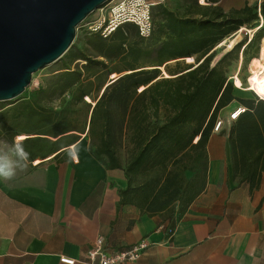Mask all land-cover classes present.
I'll use <instances>...</instances> for the list:
<instances>
[{
  "label": "trees",
  "instance_id": "trees-1",
  "mask_svg": "<svg viewBox=\"0 0 264 264\" xmlns=\"http://www.w3.org/2000/svg\"><path fill=\"white\" fill-rule=\"evenodd\" d=\"M155 1L148 39L132 24L108 38L85 32L50 82L2 107L0 134L29 136L23 143L30 161L86 134L93 157L109 171L124 172L127 187L119 191L118 209L133 206L173 234L207 190L208 144L232 103L246 108L228 134L233 179L251 192L261 185L264 100L235 96L228 74L240 53L247 58L254 49L251 60L258 58L264 1L232 13H225L223 0H181L182 11ZM242 28L256 32L213 65L216 47ZM190 58L194 63L186 64Z\"/></svg>",
  "mask_w": 264,
  "mask_h": 264
},
{
  "label": "crops",
  "instance_id": "crops-1",
  "mask_svg": "<svg viewBox=\"0 0 264 264\" xmlns=\"http://www.w3.org/2000/svg\"><path fill=\"white\" fill-rule=\"evenodd\" d=\"M10 136L0 134V144H10ZM75 147L79 162L68 163L67 150ZM208 156L207 190L173 234L133 206L118 209L124 172L105 169L86 134L46 159L29 160L13 179L0 180V264L79 262L99 237L112 252L147 243L138 259L123 264H264V175L253 192L233 179L225 134L213 133Z\"/></svg>",
  "mask_w": 264,
  "mask_h": 264
},
{
  "label": "water",
  "instance_id": "water-1",
  "mask_svg": "<svg viewBox=\"0 0 264 264\" xmlns=\"http://www.w3.org/2000/svg\"><path fill=\"white\" fill-rule=\"evenodd\" d=\"M113 0H0V103L16 101L33 75L59 62L78 28Z\"/></svg>",
  "mask_w": 264,
  "mask_h": 264
},
{
  "label": "built area",
  "instance_id": "built-area-1",
  "mask_svg": "<svg viewBox=\"0 0 264 264\" xmlns=\"http://www.w3.org/2000/svg\"><path fill=\"white\" fill-rule=\"evenodd\" d=\"M155 0H113L110 4L97 9L82 25L84 32L99 34L108 38L117 29L126 24L135 25L142 38L148 39L153 33V8ZM256 97L262 99L255 90H252ZM246 112V108L238 106L229 115V121H236L239 116ZM223 125L218 121L215 132H218ZM147 248V243H141L130 249L112 252L104 237H99L94 247L87 252L82 260L61 257L63 264H123L127 261H134L140 257Z\"/></svg>",
  "mask_w": 264,
  "mask_h": 264
},
{
  "label": "rangeland",
  "instance_id": "rangeland-1",
  "mask_svg": "<svg viewBox=\"0 0 264 264\" xmlns=\"http://www.w3.org/2000/svg\"><path fill=\"white\" fill-rule=\"evenodd\" d=\"M264 0H223L221 3V6L223 8V10L225 11V13H232L233 11L239 10L241 8L244 7V5L248 4L250 6H255L258 5L260 6L262 4ZM165 2L168 3V5L174 9V10H179L182 11V1L181 0H166ZM200 4H205V0H199ZM259 25L262 26L264 25V21H260ZM256 32V28L254 29H248V28H242L240 29L237 33L233 34L231 37L227 38L225 41H223L220 45H218L216 47V57L215 60L213 62V65H215L225 54H227L228 52H230L234 46L238 43H240L241 41L244 40H250L253 35ZM85 32L84 30L81 28V26L78 28L77 30V35H76V39L74 42L75 46H81L82 45V38L84 36ZM226 41H234V46L233 48H229V43H225ZM262 44L263 41L261 43V48H260V52L258 54V58L261 56V50H262ZM253 55H256L255 50L252 49L247 58H244V56L242 55V53H240V57L238 60H236L235 62L232 63V66L229 69V80L233 83L234 85V94L235 96H239L240 98L243 99H251L254 100L256 97L255 93L252 92L251 90H246L248 88H250L249 86V79L251 76V72L249 69V65L251 63V57ZM186 64H193V62L188 61V59L185 60ZM61 67V64L59 62H57L54 65H51L43 70H40L39 72L35 73L33 75V79H32V83H31V87L27 89V96H31L32 92L34 88H36L39 83L41 82H45L48 83L52 80L53 76L58 73L59 68ZM264 70L261 69V72H263ZM234 76H238L240 78V80L242 81L243 84V89H245V91L243 90H237V88L235 87V82L233 77ZM8 103H0V110L2 109V107L4 105H7ZM239 106V103L235 102L233 103V105L231 107H229L226 111H224L223 114H220L219 116V120L223 122V125L221 126L220 130L218 131V133L224 131L225 134L228 136L233 122L229 121V115L232 111H234L237 107Z\"/></svg>",
  "mask_w": 264,
  "mask_h": 264
},
{
  "label": "clouds",
  "instance_id": "clouds-1",
  "mask_svg": "<svg viewBox=\"0 0 264 264\" xmlns=\"http://www.w3.org/2000/svg\"><path fill=\"white\" fill-rule=\"evenodd\" d=\"M24 137L16 136L10 144H0V180L13 179L18 171L28 167L30 153L25 149ZM67 162H79V148L67 150Z\"/></svg>",
  "mask_w": 264,
  "mask_h": 264
},
{
  "label": "bare ground",
  "instance_id": "bare-ground-1",
  "mask_svg": "<svg viewBox=\"0 0 264 264\" xmlns=\"http://www.w3.org/2000/svg\"><path fill=\"white\" fill-rule=\"evenodd\" d=\"M225 43H229V48H233L235 44L234 41H226ZM188 61L193 62V59L190 58L188 59ZM249 69L251 72V76L249 79L250 88L246 90H255L256 93L264 100V71L261 72V69L264 70V39L262 44L261 56L251 61ZM233 79L237 90L245 91V89H243V84L240 78L238 76H234Z\"/></svg>",
  "mask_w": 264,
  "mask_h": 264
}]
</instances>
